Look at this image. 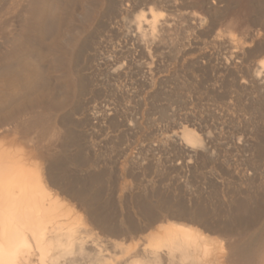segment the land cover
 Returning a JSON list of instances; mask_svg holds the SVG:
<instances>
[{
  "label": "bare ground",
  "instance_id": "6f19581e",
  "mask_svg": "<svg viewBox=\"0 0 264 264\" xmlns=\"http://www.w3.org/2000/svg\"><path fill=\"white\" fill-rule=\"evenodd\" d=\"M0 264H264V0H0Z\"/></svg>",
  "mask_w": 264,
  "mask_h": 264
}]
</instances>
